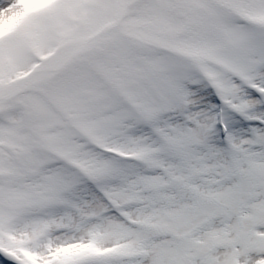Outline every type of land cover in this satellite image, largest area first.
I'll return each mask as SVG.
<instances>
[{
	"label": "snow or ice",
	"instance_id": "1",
	"mask_svg": "<svg viewBox=\"0 0 264 264\" xmlns=\"http://www.w3.org/2000/svg\"><path fill=\"white\" fill-rule=\"evenodd\" d=\"M0 264H264V0H0Z\"/></svg>",
	"mask_w": 264,
	"mask_h": 264
}]
</instances>
